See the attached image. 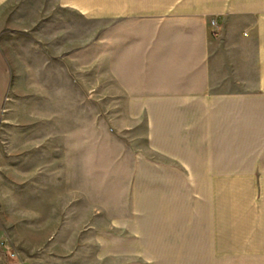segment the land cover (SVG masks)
<instances>
[{
  "label": "crops",
  "instance_id": "crops-1",
  "mask_svg": "<svg viewBox=\"0 0 264 264\" xmlns=\"http://www.w3.org/2000/svg\"><path fill=\"white\" fill-rule=\"evenodd\" d=\"M57 1L142 22L112 53L142 144L97 264H264V183H243L264 179V0Z\"/></svg>",
  "mask_w": 264,
  "mask_h": 264
},
{
  "label": "rangeland",
  "instance_id": "rangeland-1",
  "mask_svg": "<svg viewBox=\"0 0 264 264\" xmlns=\"http://www.w3.org/2000/svg\"><path fill=\"white\" fill-rule=\"evenodd\" d=\"M61 5L0 4V264H97L95 234L123 213L142 144L116 125L132 73L112 56L142 22Z\"/></svg>",
  "mask_w": 264,
  "mask_h": 264
},
{
  "label": "built area",
  "instance_id": "built-area-1",
  "mask_svg": "<svg viewBox=\"0 0 264 264\" xmlns=\"http://www.w3.org/2000/svg\"><path fill=\"white\" fill-rule=\"evenodd\" d=\"M216 21L215 20H212V24L215 25Z\"/></svg>",
  "mask_w": 264,
  "mask_h": 264
}]
</instances>
